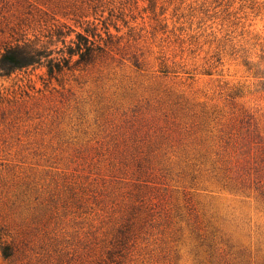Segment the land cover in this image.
I'll return each mask as SVG.
<instances>
[{"label": "rangeland", "instance_id": "rangeland-1", "mask_svg": "<svg viewBox=\"0 0 264 264\" xmlns=\"http://www.w3.org/2000/svg\"><path fill=\"white\" fill-rule=\"evenodd\" d=\"M87 25L0 77V264H264V0H0V52Z\"/></svg>", "mask_w": 264, "mask_h": 264}, {"label": "trees", "instance_id": "trees-1", "mask_svg": "<svg viewBox=\"0 0 264 264\" xmlns=\"http://www.w3.org/2000/svg\"><path fill=\"white\" fill-rule=\"evenodd\" d=\"M95 28L89 25L82 31H74L71 28L63 30L58 28L54 34L62 38L63 47L57 52V56L52 55V50L45 45H38L34 41L16 42L5 46L0 52V77H6L11 73L29 66H44L49 77L63 69L87 66L94 63L97 57L104 52L107 45L111 43V35L105 32V38L97 41L94 39ZM74 32V39L65 41V36ZM264 89V73H263ZM8 233L3 226L0 227V256L8 262H13L23 253L21 245L14 244L7 240ZM125 241H121L124 246Z\"/></svg>", "mask_w": 264, "mask_h": 264}]
</instances>
